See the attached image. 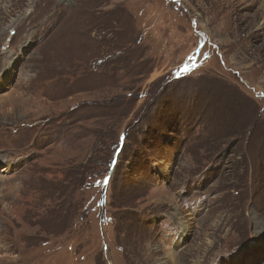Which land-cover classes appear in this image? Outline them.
I'll return each mask as SVG.
<instances>
[{
  "label": "rangeland",
  "instance_id": "374dc122",
  "mask_svg": "<svg viewBox=\"0 0 264 264\" xmlns=\"http://www.w3.org/2000/svg\"><path fill=\"white\" fill-rule=\"evenodd\" d=\"M257 5L0 0V264H264Z\"/></svg>",
  "mask_w": 264,
  "mask_h": 264
},
{
  "label": "bare ground",
  "instance_id": "6f19581e",
  "mask_svg": "<svg viewBox=\"0 0 264 264\" xmlns=\"http://www.w3.org/2000/svg\"><path fill=\"white\" fill-rule=\"evenodd\" d=\"M240 2L246 4L247 7L255 5V4H258L256 9L258 11H261V16H262V18L264 20V0H240Z\"/></svg>",
  "mask_w": 264,
  "mask_h": 264
}]
</instances>
